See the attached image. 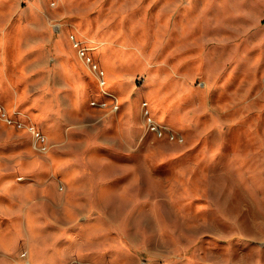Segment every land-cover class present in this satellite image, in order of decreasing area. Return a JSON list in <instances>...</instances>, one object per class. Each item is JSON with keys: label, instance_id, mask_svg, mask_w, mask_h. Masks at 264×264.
<instances>
[{"label": "rangeland", "instance_id": "374dc122", "mask_svg": "<svg viewBox=\"0 0 264 264\" xmlns=\"http://www.w3.org/2000/svg\"><path fill=\"white\" fill-rule=\"evenodd\" d=\"M0 264H264V0H0Z\"/></svg>", "mask_w": 264, "mask_h": 264}, {"label": "bare ground", "instance_id": "6f19581e", "mask_svg": "<svg viewBox=\"0 0 264 264\" xmlns=\"http://www.w3.org/2000/svg\"><path fill=\"white\" fill-rule=\"evenodd\" d=\"M103 63H105L104 61H102ZM106 81H107V79H106V77H105V75H104V78H103V83L105 84L106 83Z\"/></svg>", "mask_w": 264, "mask_h": 264}]
</instances>
